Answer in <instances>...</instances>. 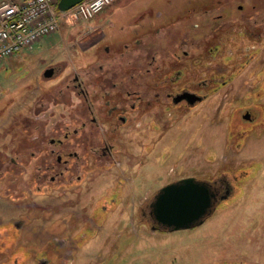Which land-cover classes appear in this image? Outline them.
Wrapping results in <instances>:
<instances>
[{
	"label": "flooded vegetation",
	"instance_id": "obj_1",
	"mask_svg": "<svg viewBox=\"0 0 264 264\" xmlns=\"http://www.w3.org/2000/svg\"><path fill=\"white\" fill-rule=\"evenodd\" d=\"M155 20L148 32L135 34L129 44L118 40L108 42L103 26L95 31L90 28L78 45L82 47L87 41L86 49H94L98 67L74 68L66 60L44 65L35 81L41 87L45 80L59 78L53 92L50 89L31 98L33 91H28L22 128L16 135L26 145L20 150L15 142L13 155L0 154V178H8L6 188L10 193L0 196L27 201L23 206L27 214L9 223L19 232L37 211L46 212L40 211L35 201L45 199L53 190L57 192L54 199L60 201L55 209L64 212V217L48 226L57 236L43 244L31 242L22 246L28 255L22 264H31V255L32 264H80L77 255L90 239L84 238L87 231L95 228L97 234L103 222L97 225L93 205L90 214L84 216L65 209L67 201L72 200L71 196L67 200V195L81 191L82 185L93 182L97 175L116 169V188L110 192L107 189L100 199L111 196L113 191L115 200L120 199L122 185L128 179L122 172H132L136 185V180L141 181L136 172L134 175L136 166H143L151 157L153 142L142 143V136L171 127L180 115L203 106L214 91L232 83L264 51V2L198 0L197 4L189 2L175 17ZM253 72L258 70L252 67ZM259 72L256 79L264 72V65ZM260 84L257 92L248 93L247 98L252 99L249 106L239 107L232 114V121L237 122L234 128H238L239 120L246 123L259 118L257 124L264 125V105L258 100L264 92V81ZM56 106H61L63 112L55 117ZM234 128L229 131L227 142L233 137L245 138L249 131ZM199 132L190 135L189 147L194 142L198 148L202 145L203 135ZM172 148L164 154L169 156ZM181 155L180 152L178 157ZM224 165L219 164L213 176L180 175L165 185L189 177L207 182L215 194V211L222 200L234 194L233 184L239 177L234 172L230 178L224 177L231 169ZM19 177H26L21 192L15 186ZM150 178L155 182L157 177ZM159 189L155 188L146 198L144 206L148 201V208L138 205L137 219L143 218L154 231H175L158 224L152 213L151 204ZM72 224L80 225L73 236L66 234V226ZM120 244L123 245L122 241L117 246ZM10 260L19 264L18 258Z\"/></svg>",
	"mask_w": 264,
	"mask_h": 264
},
{
	"label": "rangeland",
	"instance_id": "obj_2",
	"mask_svg": "<svg viewBox=\"0 0 264 264\" xmlns=\"http://www.w3.org/2000/svg\"><path fill=\"white\" fill-rule=\"evenodd\" d=\"M131 2L133 5L128 6L127 10L134 8V18L122 25L114 22L106 26L108 42L118 40L132 43L133 36L148 32L155 19L166 21L182 12L189 2L197 4L198 0H121L120 3L127 5ZM57 3L58 0H55V9ZM95 28L100 26L94 27L93 31L98 30ZM124 29L128 31L124 32ZM85 31L86 23H67L62 18L58 31L44 37L32 48L16 52L0 64V93L3 94L0 95V110L7 107L0 113V154L5 157L13 155L15 142L20 150L26 145L24 139L17 140L16 135L22 128L28 91H33L31 98L37 97L43 91L52 89L53 92V87L59 82V78L45 80L41 87H37L35 80L44 65L66 60L74 68L90 66L91 70H95L98 67L94 49H86L87 41L81 44L82 47L78 45L79 40L86 38ZM263 65L264 51L232 83L214 91L203 106L184 116L180 115L171 127L142 136V143L153 142L151 157L143 162V166H136L134 175L136 172L137 178H141L140 182L136 180V185L132 172H122L128 179L122 185L120 199L115 200L114 191L106 199H100L107 189L110 192L116 188V169L97 175L93 182L83 184L81 191L67 195V200L72 197V203L67 201L68 208L65 209L76 210L79 216H84L90 214L93 205V217L97 225L103 222L97 234L95 228L87 231L84 238L90 239L77 255L80 264H264V125L257 124L261 118L246 123L239 120L236 129L234 125L237 122L232 121V114L237 108L249 106L252 101L247 98L248 93L260 89L264 72L256 78ZM252 67L258 70L253 72L254 75L251 73ZM253 80L260 82L252 83ZM258 100L264 105V92ZM60 112H63L61 106H56L53 112L55 117ZM231 123L236 130L248 128L246 137H233L227 142V135L233 129ZM198 130L203 135L202 145L198 148L194 142L189 147L190 135ZM178 139L179 142L174 146ZM170 148L173 153L166 156L164 152ZM180 152L182 155L178 157ZM219 164L222 167L227 164L231 168L224 177L230 178L232 172L239 177L233 184L234 194L222 200L203 224L191 229L154 231L143 218L141 221L137 219L138 205H143L142 209L148 208V201L145 206L144 203L155 188L159 189L180 175L213 176ZM154 176L157 177L155 182L150 178ZM7 180L5 176L0 178V194H10L6 188L9 185ZM25 181L26 177L17 180L15 186L19 192L25 188ZM56 193L53 190L52 195L45 196V199H35L36 207L46 212L37 211L21 226L20 232L9 223L27 214L28 211L23 209L27 201H12L8 196H0V264H12V258H18L19 264H22V259L28 256L22 246L31 242L43 244L57 236V232L48 227L55 219L64 217V212L55 209L60 204L54 199ZM79 228V224L67 225L66 234L73 236ZM118 241H122L123 245L117 246ZM29 261L33 263L32 255Z\"/></svg>",
	"mask_w": 264,
	"mask_h": 264
},
{
	"label": "built area",
	"instance_id": "obj_3",
	"mask_svg": "<svg viewBox=\"0 0 264 264\" xmlns=\"http://www.w3.org/2000/svg\"><path fill=\"white\" fill-rule=\"evenodd\" d=\"M115 0H84L59 14L55 0H0V64L16 52L32 48L67 23L91 19Z\"/></svg>",
	"mask_w": 264,
	"mask_h": 264
},
{
	"label": "water",
	"instance_id": "obj_4",
	"mask_svg": "<svg viewBox=\"0 0 264 264\" xmlns=\"http://www.w3.org/2000/svg\"><path fill=\"white\" fill-rule=\"evenodd\" d=\"M83 0H59L57 8L66 11ZM210 185L193 177L161 187L151 204L158 224L169 230L201 225L213 213L216 202Z\"/></svg>",
	"mask_w": 264,
	"mask_h": 264
},
{
	"label": "crops",
	"instance_id": "obj_5",
	"mask_svg": "<svg viewBox=\"0 0 264 264\" xmlns=\"http://www.w3.org/2000/svg\"><path fill=\"white\" fill-rule=\"evenodd\" d=\"M120 2H121V0H117L113 5L109 6L105 12H103L100 15H98L97 17L91 19L90 22L88 23L89 26L91 28H94L96 26H100V27L103 26L104 28H106V26L112 25V24H114V22L119 23L121 25L128 22V20L131 19L135 13L133 11L134 8H130L129 10H127L128 6L132 7L133 3L131 2V4L129 3L127 5H124ZM121 16H122V19L120 21ZM86 29H87V31H85V32H87L86 33V36H87L89 34L88 31L90 29L88 27H86ZM127 29H128V27H127ZM123 31L126 32L128 30L124 29ZM83 33L84 32L82 31V34ZM77 34H81V32H78Z\"/></svg>",
	"mask_w": 264,
	"mask_h": 264
}]
</instances>
